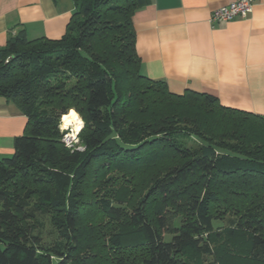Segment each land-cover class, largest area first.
Masks as SVG:
<instances>
[{"label":"trees","instance_id":"obj_1","mask_svg":"<svg viewBox=\"0 0 264 264\" xmlns=\"http://www.w3.org/2000/svg\"><path fill=\"white\" fill-rule=\"evenodd\" d=\"M73 2L60 39L0 49V98L27 119L0 159V264H264V117L142 75L132 17L150 0ZM70 110L82 152L59 132ZM38 215L62 251L33 236ZM226 217L243 245L220 256Z\"/></svg>","mask_w":264,"mask_h":264},{"label":"crops","instance_id":"obj_2","mask_svg":"<svg viewBox=\"0 0 264 264\" xmlns=\"http://www.w3.org/2000/svg\"><path fill=\"white\" fill-rule=\"evenodd\" d=\"M234 0H150L132 17L141 73L170 92L215 95L222 106L264 117V0L246 19L209 23ZM73 0H0V49L23 30L28 39H60ZM27 119L0 98V159L13 154Z\"/></svg>","mask_w":264,"mask_h":264},{"label":"rangeland","instance_id":"obj_3","mask_svg":"<svg viewBox=\"0 0 264 264\" xmlns=\"http://www.w3.org/2000/svg\"><path fill=\"white\" fill-rule=\"evenodd\" d=\"M75 112V111H74ZM77 122H74L70 126L62 127L61 118L59 120V132L63 134L62 138H67V144L68 148L73 150L74 148L83 151L84 149L81 147V145L78 143V131H75V126ZM186 143H188L189 146H199V141L195 140L194 138H191L190 140H186ZM71 145V146H70ZM54 219V220H53ZM231 219L229 217H226L224 220H219L214 223V228L216 231L221 230V234L224 231L226 227L229 226L228 220ZM37 229L33 231V236L38 238L39 244L44 247H52L51 249L62 251L64 246L67 243V233L65 232V229H62L59 227L58 219H55L53 216H44V215H38L37 216ZM242 241H231L228 240L223 234V237L221 241L219 242V245L217 249L215 250V253L223 256L225 253H232L237 252L236 250H239L242 247ZM56 248V249H55ZM223 254V255H222ZM54 260H58L61 257H56L55 255L52 256ZM214 256H206L204 257L205 263H214Z\"/></svg>","mask_w":264,"mask_h":264},{"label":"built area","instance_id":"obj_4","mask_svg":"<svg viewBox=\"0 0 264 264\" xmlns=\"http://www.w3.org/2000/svg\"><path fill=\"white\" fill-rule=\"evenodd\" d=\"M252 8V0H234L226 6L214 10L210 15L209 23L216 24L229 22L234 19H246L252 12ZM62 141L68 146L67 142L69 141H67L66 137Z\"/></svg>","mask_w":264,"mask_h":264},{"label":"bare ground","instance_id":"obj_5","mask_svg":"<svg viewBox=\"0 0 264 264\" xmlns=\"http://www.w3.org/2000/svg\"><path fill=\"white\" fill-rule=\"evenodd\" d=\"M70 115H74L76 119L75 120H66V118L69 117ZM61 122H62V125H63L62 127H65V129H67L66 127L70 126L74 122H77V124L75 126V131L76 132L77 131L79 132L81 127H82L81 119L78 117V115L73 110H70L66 115H63L61 117Z\"/></svg>","mask_w":264,"mask_h":264},{"label":"clouds","instance_id":"obj_6","mask_svg":"<svg viewBox=\"0 0 264 264\" xmlns=\"http://www.w3.org/2000/svg\"><path fill=\"white\" fill-rule=\"evenodd\" d=\"M75 116L74 115H70L69 117L66 118V120H75ZM79 123V122H78Z\"/></svg>","mask_w":264,"mask_h":264}]
</instances>
